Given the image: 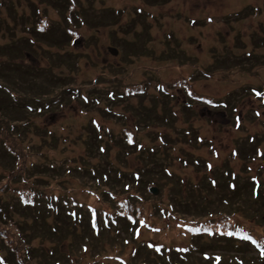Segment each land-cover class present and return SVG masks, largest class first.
Here are the masks:
<instances>
[{"label": "rangeland", "instance_id": "374dc122", "mask_svg": "<svg viewBox=\"0 0 264 264\" xmlns=\"http://www.w3.org/2000/svg\"><path fill=\"white\" fill-rule=\"evenodd\" d=\"M43 1H48V5L38 7L39 15L40 17L46 15L49 19L48 25L54 28L52 37L48 44L38 42L31 48L35 55L29 54L26 58L28 60L25 59L22 62L30 67V72L12 71L14 76L12 82L18 83L21 80L28 82L23 85L25 93L33 88L27 85L34 83L35 91H38L36 84L46 83L48 72L43 69L46 67L54 74H68L75 80L72 85L76 88L83 86L82 92L87 94L91 101L96 98L92 90L99 94L100 99H103L104 93L109 90L120 93L124 92L126 87L143 85L148 87V91L143 100L136 96L128 99V104L120 103L113 106L115 113L122 116L119 118L120 121L104 117L105 102L100 104L94 102L96 107H84L81 101H72L56 113L46 116H29L28 118L33 122L32 129L49 127V130H55L58 134H62V137L67 136L69 140L68 143L64 142L55 148H44L45 155L53 160L55 167L60 169L57 175L45 174L38 183L40 187L48 193L73 195L78 202L98 205L96 197L84 193L83 188L87 187L90 181L88 182L77 171V174L65 175V169L69 166L79 168L83 165L101 168L104 164L88 157L87 144L93 147L95 145L82 126L88 125L91 116L101 118L100 123L103 129L106 132L113 131L118 139L124 128L135 129V122H138L137 119L142 120V114L145 113L144 118L152 115L140 126L143 129L140 140L146 146L164 147L160 148L158 156L167 158L171 164L167 168L170 169L172 177L162 178L164 180L162 184L168 190H174L175 186L180 189L178 185L180 181H188V186L193 188L197 183H204V172L191 162L194 156L209 157L219 168H230L245 177L248 175L241 170L242 167H246L245 161L239 158L234 160L230 152L237 147L245 146L246 140L264 131V105L250 95V88L264 87V0H164L158 5H146L143 0H75L74 9H77L86 21L88 20V24L79 25L78 30L82 38L76 45L72 47L65 44V47L61 46L64 49L59 47L62 43L60 42L62 37L60 25L65 23L64 13L69 8L70 0ZM0 2L2 3H0V27L2 28L0 45L16 41L22 36L28 38L20 17H33L32 11L41 1L0 0ZM61 3L64 6L63 14L56 10ZM107 8L113 11L121 10L122 19L113 20L105 11ZM138 8H142L144 14L142 18L139 17L140 19L138 15L143 14L137 13ZM33 18L32 26L35 28L38 20ZM28 22L31 25V20ZM7 30L12 31L2 39V33ZM34 37L42 39L39 36ZM110 46L119 49L118 56L110 54L108 51ZM46 51L52 52V58ZM66 53L71 59L78 60L77 66L72 67L68 59L65 62ZM234 59L236 65L233 66L231 60ZM200 70L211 72V74L206 77ZM181 78L191 79L192 89L197 95L213 98L217 102L226 101L228 108L226 110L217 108L218 111H214L209 107L195 104L191 109H186L184 104L186 97L183 90L172 88L165 114L175 113L174 119L169 123L163 122L162 103L159 99L162 96L156 92L155 86L157 84L171 86L175 80ZM149 81L150 83H147ZM4 82V79H0L1 84ZM7 94V91L0 93L1 105H8ZM234 107H236L239 121L243 124L239 129L235 128L236 124L232 119ZM90 110H93V113ZM187 110H193L194 114ZM182 128H190L202 139L213 141L214 147L220 151V157L214 158L205 146H199L198 143L194 147L188 141L189 138L184 139L181 135ZM156 132L159 137L163 135L164 142L159 137L156 139ZM28 136L30 145L41 143V138L31 131ZM166 137L172 143L168 142ZM118 145L119 143L117 147L110 145L111 156H115L117 162L126 160L138 168L139 155L134 153L127 156L125 150ZM262 148L264 149V146ZM262 148L259 149L263 150ZM181 155L184 158L185 156L190 158V167H183L179 163L178 158ZM154 158L146 154L144 165L154 163ZM30 160L43 162V159L36 157H31ZM1 161L0 158V176L4 174L1 172L4 166ZM260 162L251 160L249 164L252 169L258 166V172L261 168ZM251 168H249L250 174L256 176ZM262 180L264 184V174ZM93 184L95 183L92 182ZM16 186L21 184L18 183ZM63 189H70L74 193L62 191ZM198 192L207 193L210 198L212 196V193L206 190L200 189ZM9 198L13 196L9 195ZM176 198L180 201L185 200L187 203L182 190L173 196L174 201ZM194 201H197L196 196ZM52 202L58 203L54 200ZM164 202L167 203L165 199ZM60 203L56 207L61 210ZM212 203L209 205L211 206ZM243 205L246 208H253L249 199L243 202ZM181 211L182 215L193 217L189 215L191 211L183 208ZM64 213L66 214L65 211ZM65 214L60 219L52 216L48 221L36 219L33 214L31 215L26 223L28 228L24 227L26 236L32 233L31 258L28 257V253H24L20 257L21 260L26 264H104L103 259L122 255L129 262L128 264L145 262L210 264V262L204 263L200 255L182 254L176 250L158 251L143 240L135 241L137 237L134 236L128 237L130 241L127 246L122 245L124 240L119 241L114 238L105 242L96 230L90 228L85 233L83 224L75 222L71 215ZM144 215L148 216L155 225L163 228L160 234H150L141 227L139 232L146 239L153 237L155 242L160 240L170 247L190 245L193 242L181 234L173 220L169 222L168 218H151L149 212H145ZM12 216L19 223L22 222L18 214H12ZM236 219L264 235V225L257 223L256 218L251 219L242 211H238ZM17 239L22 243L20 247H23L24 243L19 234ZM203 241L197 243L202 251L212 253L216 251L214 246L205 242L207 239ZM135 242L138 243L134 245ZM133 248L139 251L135 256H132ZM148 249L151 250L150 253L146 252ZM226 253L223 252L227 261L236 262L229 252ZM247 253L249 256L244 255L243 264H264L263 258L255 257V254L249 250ZM6 256L9 258L7 253ZM106 264H117V262L110 260Z\"/></svg>", "mask_w": 264, "mask_h": 264}, {"label": "trees", "instance_id": "16d2710c", "mask_svg": "<svg viewBox=\"0 0 264 264\" xmlns=\"http://www.w3.org/2000/svg\"><path fill=\"white\" fill-rule=\"evenodd\" d=\"M163 1L164 0H143V2L146 5H158L159 3H162ZM111 11L112 10H109L106 12L109 13V15L111 16V18L113 20L119 21L120 19H122L123 12L121 10L120 11L114 10L113 12H111ZM136 11L138 14H143L142 8H138ZM60 13H62V12H60ZM143 16H144V14L138 15V18L139 17L142 18ZM82 22L85 25L88 24V20L86 21L84 19V20H82ZM75 23L79 24V22H77V21ZM143 23H144V21L142 20V24ZM52 31H51V33H52ZM67 40L69 41V37H67L66 41ZM1 55H2V57H4L5 53L2 52ZM231 62H232L231 65H233V66L236 65L235 59L231 60ZM6 66H7L6 62H0V70L6 68ZM140 98H141L140 100H143L145 98V96H141ZM123 99H125L124 96L119 97L117 94H114L113 95L114 101H111V99H108L107 101L109 103H113L115 105L118 103L119 104L120 103L126 104L127 100L124 101ZM0 110H1V108H0ZM154 113H155V111H154ZM164 114H162V115H164ZM155 115H156V113H155ZM166 117L169 118V121L174 119V116L171 112H169V114L166 115ZM111 118L120 120L115 115H112ZM145 121L146 120H144V119L139 120V123L142 122V124H143ZM0 126H1V124H0ZM16 132L20 133L21 131L16 129ZM88 134L91 138H93L95 141H97L96 134H95V131L93 129L88 130ZM21 135H22V132H21ZM108 142H111V141H108ZM197 142L198 141H197L196 137H194V135H193V142L191 144H193V146L195 147L196 145H198ZM120 144L122 145L123 149L127 148L123 142L120 141ZM199 146H204V143L200 144ZM105 148H110V147L105 146ZM2 150H3V147H2V143H1L0 144V155H5V156L9 157L13 162H16V160H19V158H17V157L13 158L8 153L3 152ZM106 152H107L106 156L100 157V162L104 163L101 165V168L95 167V166H93V167L88 166V168H87V166H85L84 168L81 169L80 172L78 171L77 173L83 174L86 179L89 178L90 182L95 183L92 185L90 190H92V191L100 190L102 192L100 204L109 203L107 200L108 197L106 196V192L108 190L113 191L114 194H116V195H119L116 200H118V201H120V203L124 204L125 203V197L124 196H127L128 200H129L131 191L134 190V192H139L140 188L143 187V183L141 182V187H139V185L137 183H135L133 179H129L123 173H120V174L117 173L118 172L117 169L115 168V166L113 165L112 161L109 158V149H106L105 153ZM127 153H129V151ZM130 153H132V152H130ZM244 155H245L244 157H248L250 155V152H246V153H244ZM25 157H26V155L24 154V158H22L24 161L26 160ZM184 161L186 162L185 164H184ZM191 162L198 169L207 170L208 172L206 174H204L205 178H204L203 184L197 183V185L193 188V187L188 186V181H185V183L180 181V182H178L180 189H179V187L177 188V186H175L174 190L171 191V193L175 196L176 194H179L181 190H182V194H183V187L184 186L188 188V193H187L188 203H185V200H182V208L184 210L191 211V214H190L191 216L208 218L211 223L215 222L213 217H215L217 219H224V218H227L228 216L234 214L235 211H242L243 213H245L247 215V217H249L251 219L256 218L258 220V221L256 220L257 223H259L260 225H264V202H260L261 200L264 199V195L260 191L263 189V184L260 183L259 185H257V183L254 182L250 177L245 178V177H242L241 175H238V174L234 175L233 171H231L230 168H226V167L225 168H219L216 165L214 166L212 163L210 164V168H209L208 160L204 157L194 156V157H192ZM191 162H190V158L188 156H185V159H183L181 164L189 166V165H191ZM163 164H164L163 162H160V167H157L156 169L158 171L162 170V172H163V169H165L169 165H171L170 161H168V163L165 165H163ZM4 170H5V172H8V173L11 172L10 168L9 169L6 168ZM49 170H51V169L49 168V169H47V171L43 170V171H41V173H44V172L46 173ZM76 171L77 170H75L72 173V175L74 173H76ZM116 174H119V176ZM9 176H10V174H2L0 176V183H5L6 180H8ZM22 180H23V177H22ZM12 181H14V179H12L11 182ZM9 184H10V181H9ZM200 189L206 190V191H208V193H212L211 198L207 193L198 192V190H200ZM255 189L259 190V194L257 197H253V195H252L253 191L256 192ZM249 191H251V192H249ZM137 194H134L132 198L130 197V199L133 203L135 202L134 196ZM195 195H197V201H194ZM191 197H192V201H190ZM248 199L251 201V203H252L251 206L253 208H246L243 205V202L248 201ZM211 202H213V203L210 206L209 204ZM6 203H7V208L12 207L13 211L19 209L17 206V204H18L17 200H16V203L14 200L12 201V203H10V202H6ZM23 211H25V210H23ZM84 223H88V222L84 221ZM4 224H6V222H4ZM249 227H251V226L247 225V228H249ZM247 228L244 226L243 229H241L242 235L249 234L248 230L245 231V229H247ZM9 229H11V228H9ZM249 235H251V234H249ZM10 242L11 241H9V243ZM214 242H217V241H214ZM217 243H219V242H217ZM219 244L220 245H223V244L232 245V242L231 241H225L224 243H219ZM9 255L12 257L13 261L16 260L15 254L9 253Z\"/></svg>", "mask_w": 264, "mask_h": 264}, {"label": "water", "instance_id": "95a60500", "mask_svg": "<svg viewBox=\"0 0 264 264\" xmlns=\"http://www.w3.org/2000/svg\"><path fill=\"white\" fill-rule=\"evenodd\" d=\"M111 52H112L113 54H116V53H117V51H116V50H113V49H111Z\"/></svg>", "mask_w": 264, "mask_h": 264}]
</instances>
